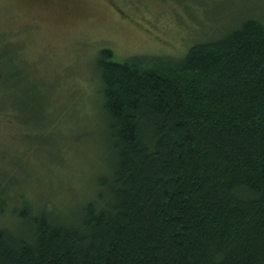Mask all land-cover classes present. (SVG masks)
<instances>
[{
  "label": "trees",
  "instance_id": "1",
  "mask_svg": "<svg viewBox=\"0 0 264 264\" xmlns=\"http://www.w3.org/2000/svg\"><path fill=\"white\" fill-rule=\"evenodd\" d=\"M113 55L96 59L95 194L64 216L13 195L0 264H264V22L246 17L180 58ZM4 176L0 213L17 187Z\"/></svg>",
  "mask_w": 264,
  "mask_h": 264
},
{
  "label": "rangeland",
  "instance_id": "2",
  "mask_svg": "<svg viewBox=\"0 0 264 264\" xmlns=\"http://www.w3.org/2000/svg\"><path fill=\"white\" fill-rule=\"evenodd\" d=\"M246 17L264 22V0H0V52L15 54L0 60V177L17 183L0 226L16 227L17 193L54 216L95 194L105 157L101 48L117 61L180 58Z\"/></svg>",
  "mask_w": 264,
  "mask_h": 264
}]
</instances>
